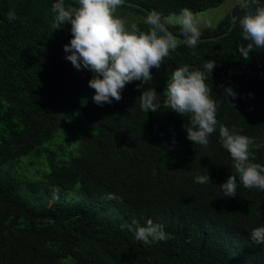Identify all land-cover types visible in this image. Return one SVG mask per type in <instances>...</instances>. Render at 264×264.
Wrapping results in <instances>:
<instances>
[{"label": "trees", "instance_id": "1", "mask_svg": "<svg viewBox=\"0 0 264 264\" xmlns=\"http://www.w3.org/2000/svg\"><path fill=\"white\" fill-rule=\"evenodd\" d=\"M126 1L162 17L223 2ZM56 2L0 0V169L34 152L42 155L40 166H48L39 168L48 186L71 190L79 184L82 197L32 203L0 177V264H264V244L250 239L252 229L264 226V191L238 182L237 196L224 197L218 187L233 169L219 143V126L207 147L196 145L187 139L188 118L163 106L175 69L187 64L203 71L207 61H215L206 83L219 104L217 119L255 137L262 145L253 148L255 162L264 164V49H255L249 60L239 51L248 43L239 19L257 5L236 4L235 24L225 36L200 41L194 50L180 44L160 69H153L145 88L156 89L161 108L145 113L139 82L126 85L119 102L102 107L93 102L92 73L78 71L65 58L71 25L52 27ZM121 8L148 15L138 7ZM9 11L16 14L11 22ZM230 20L227 13L215 26L201 28L200 38L225 32ZM136 24L147 30L144 21ZM167 26L180 37L178 25ZM222 84L238 94L235 108L218 87ZM75 123L78 131L69 133ZM54 136L53 148L42 146ZM206 172L211 183H196V173ZM109 194L116 199H107ZM107 212L115 219L101 215ZM133 219L139 225L151 219L171 238L144 245L121 228Z\"/></svg>", "mask_w": 264, "mask_h": 264}, {"label": "clouds", "instance_id": "2", "mask_svg": "<svg viewBox=\"0 0 264 264\" xmlns=\"http://www.w3.org/2000/svg\"><path fill=\"white\" fill-rule=\"evenodd\" d=\"M125 4V0H75V5L66 7L65 0H57L51 8L52 27L57 30L70 24L71 39L65 44L66 59L78 71L88 70L92 78L89 88L94 90L92 100L99 106L111 105L113 101L122 99V91L128 84L136 83L141 92L140 107L145 113L157 112L161 108L155 88H145L153 80V69H160L165 58L175 51L180 44L196 49L200 43L201 30L195 14L187 8L179 14L163 18L156 11L150 12L144 23L147 30H141L136 23L118 16L117 10ZM257 5L254 12L246 11L239 19L242 37L248 41L246 47L239 51L244 60L250 59L255 49H264V6L260 0H244L243 6ZM11 22L16 19L14 11L7 13ZM175 23L180 29V39L168 29V24ZM195 55V51L192 52ZM217 66L209 60L200 69L191 70L185 64L173 71L163 91V106L187 117L184 125L187 139L196 145L207 147L212 134L219 133V143L230 155L232 174L226 182L219 185L224 197L235 198L237 183L246 189L264 191V164L256 163L253 148L262 147L256 144L255 137L239 134L236 126L231 129L217 119L219 104L212 98V88L206 83L207 75ZM223 94L235 108L238 94L231 86L224 87ZM198 184L211 183L210 175L196 173ZM107 199H116L109 194ZM134 233L137 241L151 245L159 241H167L163 225L148 219L145 225H139L135 219L130 224L121 225ZM250 239L255 244H264V226L252 229Z\"/></svg>", "mask_w": 264, "mask_h": 264}, {"label": "rangeland", "instance_id": "3", "mask_svg": "<svg viewBox=\"0 0 264 264\" xmlns=\"http://www.w3.org/2000/svg\"><path fill=\"white\" fill-rule=\"evenodd\" d=\"M236 0H223L219 5L209 7L202 11L194 12L197 20L199 21L200 29L205 26H215L227 13H229L231 4ZM118 16L125 18L129 24L137 23L139 21H144L146 16L141 14H136L134 12L125 10L123 8H118L117 13ZM173 14L165 16L167 18L171 17ZM172 25H176L175 23H170ZM86 129H92L88 124L84 123ZM73 124V126H69L68 132H77L78 125ZM85 129V130H86ZM59 138V137H58ZM51 146L52 148L55 145V136L51 138L49 141L43 143L42 146ZM42 157V155H40ZM34 152L29 153L21 157L19 160L13 161L11 163L5 164L0 169V177L2 179H8V181L13 185L15 190L19 195L25 198L27 201L36 203L45 201L48 197V204L52 202V200H60L63 202H73L81 199L82 193L80 190L79 184H76L71 190L61 189L56 186H48L45 183L44 178L41 175V171L39 168L44 167L45 170L48 169V166H40L39 158ZM38 170V173H37ZM35 188L36 190H34ZM37 196V197H36ZM101 215H105L106 217L115 219L116 214L107 212L102 213Z\"/></svg>", "mask_w": 264, "mask_h": 264}, {"label": "water", "instance_id": "4", "mask_svg": "<svg viewBox=\"0 0 264 264\" xmlns=\"http://www.w3.org/2000/svg\"><path fill=\"white\" fill-rule=\"evenodd\" d=\"M125 4L126 5H129V6H134V7H138V8H140V9H143L146 13H150V11L148 10V9H146V8H144L143 6H141L140 4H137V3H134V2H131V1H126L125 0ZM236 4H239L240 6H243V4H244V0H236V1H234L232 4H231V7H230V10H229V14H230V25H229V27H228V29L225 31V32H223V33H221V34H219V35H214V36H210V37H203V38H200V41H207V40H216V39H218V38H220V37H222V36H225L232 28H233V26H234V24H235V19H234V13H233V8H234V6L236 5ZM177 37H179V36H177ZM180 39H183V38H181V37H179Z\"/></svg>", "mask_w": 264, "mask_h": 264}]
</instances>
